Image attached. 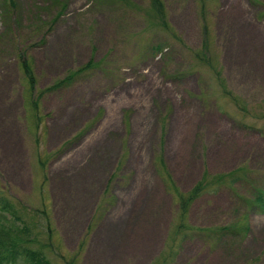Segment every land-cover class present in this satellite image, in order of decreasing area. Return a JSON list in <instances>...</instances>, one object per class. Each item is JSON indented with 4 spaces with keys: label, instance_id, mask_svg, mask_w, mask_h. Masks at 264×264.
<instances>
[{
    "label": "rangeland",
    "instance_id": "obj_1",
    "mask_svg": "<svg viewBox=\"0 0 264 264\" xmlns=\"http://www.w3.org/2000/svg\"><path fill=\"white\" fill-rule=\"evenodd\" d=\"M163 2L178 37L150 0H0V194L51 264H264V0Z\"/></svg>",
    "mask_w": 264,
    "mask_h": 264
},
{
    "label": "trees",
    "instance_id": "obj_2",
    "mask_svg": "<svg viewBox=\"0 0 264 264\" xmlns=\"http://www.w3.org/2000/svg\"><path fill=\"white\" fill-rule=\"evenodd\" d=\"M13 2L14 0H2L4 9H9L11 6H13ZM201 6L203 10V3ZM149 12L151 14L152 21L156 23L158 27L160 26L168 30L172 35L178 37V33L168 21L166 6L163 0H150ZM258 14L261 18H264V9ZM202 21L205 24L204 14L202 16ZM205 27L206 25H204V28ZM161 47L162 45L160 44L154 46L156 50L160 49ZM90 64L91 60H89L87 64L85 63L84 65L74 70H70L69 72H67V74L54 80L51 84L42 87L37 94V98H34L33 95L30 105H32L31 108H33L37 113L35 114L36 118H34L35 122L36 119H40L38 109L41 98L47 94L58 92L64 88L70 87L75 83L77 76L84 69L89 67ZM21 67L24 74L28 77L29 83L31 85L30 88L33 90L34 76L32 73V66L30 62L27 59L21 58ZM159 164L160 166H163V160L161 158L159 160ZM205 179L206 177H203L202 180L196 183L186 199H181V204H183V207L188 200L192 199L202 190ZM252 207L256 208L258 211L264 212V188L262 186L254 187ZM0 210L7 213L10 219V224L8 226H5L6 224L4 225V223H0V264H51V261L47 257L42 247H33V245L27 243L30 239L29 235H26L25 233L21 235L16 232V221L23 220L21 212L16 206V203L8 196L0 194ZM38 211L47 214L45 210L41 209ZM19 227L22 231L26 230L24 224L20 225ZM185 227L186 226H184V228ZM48 230L50 231V227ZM194 230L195 228L193 229V231ZM222 230L226 229L222 228ZM23 242H26L27 244L25 245ZM68 264H71V262L69 261Z\"/></svg>",
    "mask_w": 264,
    "mask_h": 264
},
{
    "label": "crops",
    "instance_id": "obj_3",
    "mask_svg": "<svg viewBox=\"0 0 264 264\" xmlns=\"http://www.w3.org/2000/svg\"><path fill=\"white\" fill-rule=\"evenodd\" d=\"M72 109L78 110L79 107H78V105H74ZM71 114H72V111H70L67 115L70 116ZM155 120H156V118H155ZM166 156L168 157V159L169 158H172L169 153H167ZM180 163L183 164L182 161ZM179 166H182V165L179 164ZM149 167H150V171L151 172L153 171L152 172L153 177H152L150 183H147V182L142 183L141 182L142 184H140V186L138 187L139 188V191L142 190V193H143L141 195L142 199L144 200L143 201L144 202V205L143 206H145V204H148V202L152 200V196L154 195L155 192H158L161 189V187L163 188L162 182L159 179V176L157 175L156 168L154 167L153 159H150V165H149ZM131 168H132V166L130 168H128V170L126 171V172H129L128 174H126V172H124V173H122V175H118L116 177V180L113 181L112 183H114V185H115L116 183H118L117 180H120L121 182H122V180H124V183H125L126 182V179L125 178H127L129 176V174H130V176L133 175V177H137L138 176V173L132 172V170H130ZM182 172L184 173V171H182ZM78 173H79L78 176H80L81 173H82V177H84V174H88V172L84 171V169L79 170ZM57 174H58V171H55L54 172V177ZM96 174H99V172L94 171V175H96ZM189 176H190V174H188V176L187 175H184L185 178H187ZM139 191L137 193H139ZM131 196H132V198H130V200L132 201V199L134 198V195H131ZM157 213H159V212L157 211Z\"/></svg>",
    "mask_w": 264,
    "mask_h": 264
}]
</instances>
